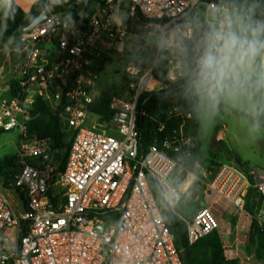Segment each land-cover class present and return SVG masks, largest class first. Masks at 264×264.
<instances>
[{
	"label": "built area",
	"instance_id": "2783aa9c",
	"mask_svg": "<svg viewBox=\"0 0 264 264\" xmlns=\"http://www.w3.org/2000/svg\"><path fill=\"white\" fill-rule=\"evenodd\" d=\"M130 1L129 17L142 29L161 36H193L185 24L195 22L200 0ZM221 4L226 3L217 0L207 6L206 20ZM141 17L146 21L141 22ZM102 32L112 41L126 35L123 23L109 17H91L84 30L72 15L52 12L21 36L17 50L26 52L27 60L16 66L14 94L9 84L8 94L0 96V134L20 133L14 181L25 200L19 192V200H13L10 191L0 187V264H183L176 236L155 197L172 211L181 204L184 192L173 178L179 163L158 144L138 157L136 106L141 93L149 91L150 80L156 81L153 89L162 84L153 77L159 65L147 71L127 69L133 94L111 105L110 124L115 131L107 132L96 121L99 116L89 110L97 75L85 70L89 64L85 54ZM41 41L53 43L54 52L37 47ZM161 52L167 53V79L184 78L177 71L180 56L175 49L161 45ZM38 95L59 112L71 134L63 167L50 140L27 139L30 111ZM91 121L99 128L90 126ZM182 143L190 145L188 139ZM169 145L164 142L165 147ZM251 188L263 201L264 181L251 183L231 167L223 168L211 184L212 190L240 208ZM22 221L28 225L20 237ZM105 223L109 230L98 232L96 227ZM186 224L190 244L219 226L207 208L197 211ZM16 229L12 243L9 238Z\"/></svg>",
	"mask_w": 264,
	"mask_h": 264
},
{
	"label": "rangeland",
	"instance_id": "374dc122",
	"mask_svg": "<svg viewBox=\"0 0 264 264\" xmlns=\"http://www.w3.org/2000/svg\"><path fill=\"white\" fill-rule=\"evenodd\" d=\"M219 1L230 4L236 0ZM241 3L257 5V0H241ZM92 11L98 12L95 7ZM132 21L129 17L123 20V24L124 26L133 24L134 34L128 28L126 35L116 41L101 35L98 42L91 44L85 54V59L89 63L95 57H101V60H104L103 70L94 73L97 75L92 88L95 101H99L104 94L111 97V105L116 100L129 98L133 94V87L127 69L132 67L147 71L156 64L160 65L161 62L167 60V53L161 52V44H159L161 34L155 30L150 33L142 29L137 21ZM37 47L55 48L53 43L45 41L39 42ZM54 56L55 54H52V57ZM26 60V52L18 51L17 47L9 40L0 39V77H2L0 94H8L6 89L14 80L16 66L23 64ZM152 87L154 85L148 87L149 91L153 89ZM157 89L158 87L153 90L158 91ZM224 103L223 111L219 112L216 107L211 117L208 115V109L202 108L201 161L194 173H188L179 168L173 176L176 186L184 192L182 202L177 209L181 213L182 219L191 218L200 209H209L226 236L222 243L227 256L237 258L242 263L264 264V261L257 262L255 242L250 238L253 219L264 223V213L262 212L264 203L262 205L253 204L254 198L251 197L253 193L249 192L244 199L243 208H240L225 195L211 189L213 180L225 167L240 171L251 183L264 181L263 130L259 128L257 131H252L250 121L233 113L234 109L247 113V104L242 107H234L231 103L225 101ZM96 121L105 126L107 132L115 131V127L110 124V121H102L100 117ZM97 122L91 121L89 125L99 128ZM20 139L18 130L1 133L0 158L17 155ZM234 155H238L243 162H247L249 165L238 164ZM251 166L253 167L251 168ZM251 171L254 174H251ZM10 196L15 201L19 200L16 191H10Z\"/></svg>",
	"mask_w": 264,
	"mask_h": 264
},
{
	"label": "trees",
	"instance_id": "16d2710c",
	"mask_svg": "<svg viewBox=\"0 0 264 264\" xmlns=\"http://www.w3.org/2000/svg\"><path fill=\"white\" fill-rule=\"evenodd\" d=\"M215 1L217 0H200L197 18L203 27H207V6ZM233 3L241 4V0H236ZM47 7L53 13L72 15L80 28L87 29L90 14L82 1L38 0L28 12L13 1L12 10L7 16H5V10L0 12V39L9 40L13 45L19 47L22 34ZM262 12H264V0H257V16L264 18L261 17ZM81 13L83 16L80 15ZM140 21L145 22L146 19L141 17ZM103 66L104 60H101V57H95L85 66V70L97 73L103 70ZM153 77L165 87L158 91H143L137 102L135 124L138 138V157L141 158L153 144H158L178 161L180 168L188 173H194L202 157V108L195 106L194 98H191L186 91V77L177 82H170L167 79L166 61L161 62L153 71ZM10 86L12 94H14L16 82L11 81ZM224 107V100H221L217 109L222 112ZM89 110L98 115L100 120L110 121L113 115L111 97L104 94L99 101L94 100ZM233 113L252 123L251 117L246 112L234 109ZM259 125V128L264 132V115L259 117ZM27 139L50 140L52 149L57 152L62 167L65 165L71 145V134L67 132L66 126L62 123L59 112L55 111L41 95L36 96L30 111ZM182 139H188L190 145H184ZM166 141L170 144L169 147L164 146ZM233 157L238 164L249 165V163L243 162L238 155ZM16 159V155L0 158V187L6 191L19 192L21 199L25 200V193L16 187L14 181V176L19 170V165L15 163ZM249 192L253 193L251 196L254 198L253 204L262 205L264 203V198L261 201L260 194L255 189H249L246 196ZM155 197L166 224L176 236V245L180 251L183 264H250L242 263L237 258L227 256L217 229L190 244L186 224L190 218L182 219L178 209L176 211L170 210L158 195ZM27 225L28 223L24 221L20 223V237L26 234ZM250 238L255 242L257 262H263L264 223L258 219L252 221Z\"/></svg>",
	"mask_w": 264,
	"mask_h": 264
},
{
	"label": "clouds",
	"instance_id": "9594fccd",
	"mask_svg": "<svg viewBox=\"0 0 264 264\" xmlns=\"http://www.w3.org/2000/svg\"><path fill=\"white\" fill-rule=\"evenodd\" d=\"M13 0H0L7 16ZM253 4H221L207 20L186 22L193 36H161L159 44L174 48L180 56L177 71L197 108L211 117L221 100L234 107L247 104L252 131L259 130L264 115V18ZM264 17V12L261 13Z\"/></svg>",
	"mask_w": 264,
	"mask_h": 264
},
{
	"label": "crops",
	"instance_id": "0c3cea01",
	"mask_svg": "<svg viewBox=\"0 0 264 264\" xmlns=\"http://www.w3.org/2000/svg\"><path fill=\"white\" fill-rule=\"evenodd\" d=\"M13 1L16 4H18L24 11L28 12L32 8L33 4L35 2H37L38 0H13ZM78 1H82L84 3L88 13L90 14L89 20L91 17L98 16V17H102V18L109 17L111 21L123 23V20L129 18L130 7H131V1L130 0H113L111 3L108 2V0H78ZM94 7L97 9L98 12L92 11V9ZM2 11H4V9L0 8V12H2ZM132 22H135V20H133ZM132 25L133 24H129V25L124 26V27H125V29L129 28V31H131V33L134 34L135 30H134ZM134 25H135V23H134ZM129 34H130V32H129ZM101 35L107 36V33L102 32L99 35V37L97 38V40H95L94 42H98ZM48 50L54 52V49H48ZM1 79H2V77H0V80ZM155 87L156 88L158 87L157 90H160V89L164 88L165 86L162 84H157ZM1 95H3V94H0V96ZM252 167L253 166H251V168ZM219 226H218V231L220 233L222 242L224 243V239L226 238V236L224 235V231Z\"/></svg>",
	"mask_w": 264,
	"mask_h": 264
},
{
	"label": "water",
	"instance_id": "95a60500",
	"mask_svg": "<svg viewBox=\"0 0 264 264\" xmlns=\"http://www.w3.org/2000/svg\"><path fill=\"white\" fill-rule=\"evenodd\" d=\"M52 15L51 10L47 7L45 8L40 14L39 16L34 20V22L25 30V31H31L33 30L35 27H37L39 24H41L42 22H44L45 20H47L48 18H50ZM81 16H83V13L80 14ZM196 15V13H194V16ZM195 22H199L198 18L195 19ZM160 55V54H159ZM134 85H132L133 87ZM261 201H262V197H261ZM109 230V225L107 223L104 224V226H97L96 230L98 232H102V230ZM17 234V229L13 232V235L9 238V240L14 243L15 242V237Z\"/></svg>",
	"mask_w": 264,
	"mask_h": 264
},
{
	"label": "bare ground",
	"instance_id": "6f19581e",
	"mask_svg": "<svg viewBox=\"0 0 264 264\" xmlns=\"http://www.w3.org/2000/svg\"><path fill=\"white\" fill-rule=\"evenodd\" d=\"M149 85H150V86H153V85H155V82H154L153 80H150ZM148 89H149V88H148Z\"/></svg>",
	"mask_w": 264,
	"mask_h": 264
}]
</instances>
